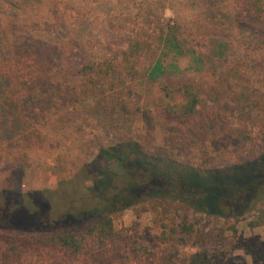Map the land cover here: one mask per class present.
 <instances>
[{
	"label": "trees",
	"instance_id": "1",
	"mask_svg": "<svg viewBox=\"0 0 264 264\" xmlns=\"http://www.w3.org/2000/svg\"><path fill=\"white\" fill-rule=\"evenodd\" d=\"M227 1L232 9H227L228 17L221 16L220 20L212 17L215 12L220 14L221 8L214 2L208 3L196 20L187 22L179 16L174 23L164 24L160 14L167 7L149 0H116L120 9L113 10L114 14L102 22L94 19L98 8L88 6L87 0H0V59L10 56L11 49L31 50L17 61L0 63V76L14 82L12 91L0 90V100L10 96L15 103L9 117L37 121L40 111H58V101L67 94L70 98L78 96L70 90L93 87L91 95L102 96L112 118L111 126L123 133L122 126L128 125L130 113L128 95L123 91L126 83L146 77L162 78L158 111L136 109L150 130L159 118L167 124L178 121L194 128L192 132L199 138L216 137L217 141L212 139L216 144L247 143L251 137L246 129L227 127L219 132V126L224 125L222 115L201 108L204 101L211 106L225 102L226 111L239 115L241 121L250 119L254 111L251 88L241 85L245 77L237 66L226 67L227 48L222 46L221 36L229 29L255 38L250 23L264 21V0ZM91 18L94 27L85 24ZM17 30L19 36H15ZM94 32L101 33L106 41H98ZM172 53L179 61L187 59L190 67L179 70V64L164 65L166 56ZM20 62L26 68L19 72ZM62 87L66 88L64 93ZM103 87L110 89L104 91ZM113 116H122L123 124L119 125V119ZM114 140L109 148L99 149L97 159L52 190H27L25 178L32 162L29 151L7 153L10 161L0 180L3 264H21L30 252L45 251L87 261L112 259L120 253L113 214L134 206L140 192L146 190L151 201L165 199L168 194L176 198L183 195L184 199L177 200L184 207L212 217L239 219L255 211L257 217L251 226L264 227V153L245 165L200 175L192 168L178 173L175 165H167L169 170L159 169L162 159L149 156L140 142L121 134ZM99 160L115 161L123 174L109 171L99 165ZM137 178L141 181L132 183ZM174 178L177 184H173ZM181 182L190 190L183 189ZM174 233L181 244L193 240L197 246L190 264H243L238 257L216 247L212 231L196 229L187 211ZM249 248L252 264H264V241L253 240ZM153 264L173 263L157 260Z\"/></svg>",
	"mask_w": 264,
	"mask_h": 264
},
{
	"label": "rangeland",
	"instance_id": "2",
	"mask_svg": "<svg viewBox=\"0 0 264 264\" xmlns=\"http://www.w3.org/2000/svg\"><path fill=\"white\" fill-rule=\"evenodd\" d=\"M149 1L158 3L162 8L163 5L167 7L164 9V14H160L164 24L170 21L174 23L175 17L179 16L181 20L187 22L196 20L208 3L218 2L221 5L220 14L214 11L212 16L216 20L222 19L221 16L228 17L227 9H232L230 1L227 0ZM87 3L88 6L95 5L98 8V13L96 17L94 16L98 22L104 21L106 17L109 19L114 14L113 10L120 9L116 0H87ZM19 14L23 15L22 12ZM247 20L251 21L252 18ZM85 24H89L90 27L95 26L93 18L85 21ZM250 24L254 28L255 38H251V35L245 32L239 33L238 30L227 29L223 32L221 41L222 46L227 48L226 67L237 66L240 74L246 79L241 85L248 84L251 88L255 102L251 118L241 121L239 115L226 111L225 102L219 106H211L204 101L201 107L207 113L219 112L222 115L220 118L224 125L219 126L221 127L219 132L227 127L246 129L251 137L247 143L235 142L229 146H225V142L216 144L212 142V139L217 141L216 137L209 135L202 139L194 136L192 132L194 128H188L178 121L167 124L166 120L159 118L155 119L154 129L150 130L136 109L140 107L158 111L159 105L162 104L160 85L162 78L152 80L146 77L134 83H126V89L123 91L128 95L126 98L129 101L128 125L124 126L123 122L121 123L122 116L121 118L113 116V119H119V125L123 124V133L115 131L114 126H111L112 118L106 111L102 96L91 95V92L95 91L93 87H77L76 90H70L77 92L78 96L70 98L67 94L58 101V111L52 109L40 111L37 121L19 119L15 115L9 117V110L15 103L11 102L10 96H6L0 100V153L4 152L1 153L0 180L5 175L7 163L10 161L7 153L27 150L32 162L25 178V188L37 191L52 190L62 180L74 177L86 163L97 159L99 149L109 148L114 144L116 135L120 134L132 141L140 142L149 156L162 159L163 163L160 164L159 169L169 170L167 165L173 167L175 165L178 173L192 168L200 175H206L208 172L216 173L258 159L264 153V21L252 20ZM161 26L164 27L162 24ZM15 33V36L20 35L18 30ZM94 35L98 41H106V37L104 38L101 33L94 32ZM218 44L216 42L215 46ZM26 49L28 52H25ZM30 52L28 47L11 49L12 54L4 60L0 59V63L7 59L17 61ZM165 60L166 66L169 63L179 64V67L181 66L179 70L190 67L187 59L179 61L174 53L166 56ZM24 68L26 65L20 62L18 71ZM76 83L78 82L73 84ZM13 86L14 82L9 83L0 76V90L10 92ZM101 89L105 91L110 88ZM64 91L66 88L62 87V93ZM19 126H22L21 130ZM99 165H104L118 176L123 174L121 167L113 160H99ZM175 178L173 184H177ZM140 181V178H137L132 183L137 184ZM85 183L88 186L93 185L90 182ZM183 185L185 186L182 187L183 189L190 190L187 184L181 182V186ZM148 192L149 190L141 191L134 206L113 214L114 225L120 236L116 244L120 253L114 255L112 259L98 257L88 258L87 261L83 257L69 258L55 251H45L30 252L21 264H153L157 260H171L173 264H190V258L198 252L197 246L193 244V240L187 245L181 244L178 235L174 233L176 224L181 221L186 211L190 222L195 223L196 229L205 233L213 232L217 248L238 257L243 264L253 263L252 249L249 245L253 240L264 241V227L251 226V222L257 217V212L246 214L239 219L212 217L184 207L177 200L184 199L183 195H178L179 197L176 198L177 196L168 194L165 199L158 198L151 201L146 194ZM188 199L194 201L192 196ZM2 249L3 244L0 241V264H3Z\"/></svg>",
	"mask_w": 264,
	"mask_h": 264
}]
</instances>
